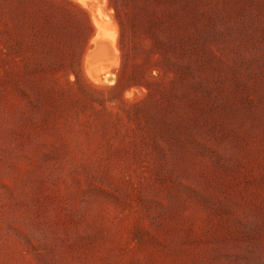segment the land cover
<instances>
[{
    "label": "rangeland",
    "instance_id": "obj_1",
    "mask_svg": "<svg viewBox=\"0 0 264 264\" xmlns=\"http://www.w3.org/2000/svg\"><path fill=\"white\" fill-rule=\"evenodd\" d=\"M92 4L0 0V264H264V0Z\"/></svg>",
    "mask_w": 264,
    "mask_h": 264
},
{
    "label": "bare ground",
    "instance_id": "obj_2",
    "mask_svg": "<svg viewBox=\"0 0 264 264\" xmlns=\"http://www.w3.org/2000/svg\"><path fill=\"white\" fill-rule=\"evenodd\" d=\"M75 1H77L78 3H80L82 6H84V7H86V8H88L89 10H91V8H93V4H92V0H75ZM95 5V4H94ZM96 14V13H95ZM97 18V17H96ZM101 19V18H100ZM95 21V20H94ZM96 22V21H95ZM98 22H99V18H98ZM96 23L97 24V26H98V33L95 35V37H94V43H95V47H94V49H93V51L92 52H96V50H99V51H97V55H103V51L104 50H106V48H107V45L105 44V37H104V33H102V27L100 26V24L99 23ZM107 38V37H106ZM92 43V42H91ZM93 44V43H92ZM98 52H100V53H98ZM89 54V53H88ZM88 54H87V56H88ZM87 58V57H86ZM90 60H91V58H90ZM106 60V59H105ZM104 69V68H103ZM96 77H97V75H96ZM98 78H99V76H98ZM95 80H97L96 78H94Z\"/></svg>",
    "mask_w": 264,
    "mask_h": 264
},
{
    "label": "trees",
    "instance_id": "obj_3",
    "mask_svg": "<svg viewBox=\"0 0 264 264\" xmlns=\"http://www.w3.org/2000/svg\"><path fill=\"white\" fill-rule=\"evenodd\" d=\"M146 7H147V5H144V7L142 8V11L144 10V12L143 13H147V14H154V12H153V10L152 9H146ZM152 14V15H153ZM144 17V22H146V23H150V22H153L154 21V19H152L151 17H149V16H143Z\"/></svg>",
    "mask_w": 264,
    "mask_h": 264
},
{
    "label": "crops",
    "instance_id": "obj_4",
    "mask_svg": "<svg viewBox=\"0 0 264 264\" xmlns=\"http://www.w3.org/2000/svg\"><path fill=\"white\" fill-rule=\"evenodd\" d=\"M105 44L107 45V47L109 46V44H108V42L106 40H105ZM93 49H94V47H90V49L88 51H93ZM97 51H99V50H96V52L94 51L92 56H95V58L97 60H99L102 55H97ZM104 52H106V50L103 51V54H105ZM98 53H100V52H98Z\"/></svg>",
    "mask_w": 264,
    "mask_h": 264
}]
</instances>
